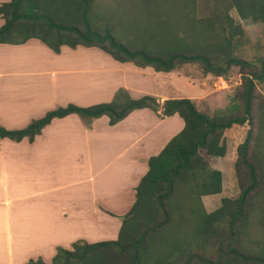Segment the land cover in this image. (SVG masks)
Listing matches in <instances>:
<instances>
[{
  "label": "trees",
  "instance_id": "1",
  "mask_svg": "<svg viewBox=\"0 0 264 264\" xmlns=\"http://www.w3.org/2000/svg\"><path fill=\"white\" fill-rule=\"evenodd\" d=\"M93 2H1L0 43L21 44L36 38L54 53L61 45L96 47L118 62L139 68L169 72L188 63L197 65L202 74L222 79L236 67L239 83L227 106L211 113L197 109L190 98H168L159 103L151 95L131 98L125 89L117 88L107 102L87 106L67 103L21 128L0 126L1 138L32 141L52 118L71 113L87 125L102 115L113 125L141 108L153 112L160 108L158 116L176 114L182 120L181 129L148 157L147 169L133 187V202L119 216L115 239L76 240L70 249L57 247L47 263L38 257L24 264H264V53L244 56L241 48L246 39L240 23L217 7L209 16L196 17L195 0H169L165 7L177 12L175 22L169 15L156 21L145 16V23L129 24L130 36L122 33L126 26L95 14ZM151 2L155 0H145L146 15ZM229 7H234L240 18L258 21L264 34V0H230L225 10ZM231 126L245 127V135L235 147L232 168L237 196L221 198L220 205L210 212L197 202L189 209L193 214L190 230L166 242L163 232L179 222L178 183L197 198L220 191L221 173L208 166L204 156L224 155L222 136ZM157 244L163 245L161 253L154 252Z\"/></svg>",
  "mask_w": 264,
  "mask_h": 264
},
{
  "label": "crops",
  "instance_id": "2",
  "mask_svg": "<svg viewBox=\"0 0 264 264\" xmlns=\"http://www.w3.org/2000/svg\"><path fill=\"white\" fill-rule=\"evenodd\" d=\"M159 77L96 47L61 45L54 53L36 38L0 43V126L21 128L67 103L107 102L117 88L159 103L184 97ZM159 111L135 109L113 125L104 115L87 125L71 113L52 118L32 141L0 137V264L47 263L73 241L115 239L148 157L182 127L176 114Z\"/></svg>",
  "mask_w": 264,
  "mask_h": 264
},
{
  "label": "rangeland",
  "instance_id": "3",
  "mask_svg": "<svg viewBox=\"0 0 264 264\" xmlns=\"http://www.w3.org/2000/svg\"><path fill=\"white\" fill-rule=\"evenodd\" d=\"M168 1L155 0V3L151 2V6H148L151 7L148 11L149 15H146L145 0H94L93 11L98 16L110 18L109 20L113 23H117L119 26L122 25V27L126 26L127 28L130 27V23L133 26L138 25L140 21L141 23H145V21H142V19H145V16L150 17L148 18L149 21H156L159 20L161 15H169L170 21L173 23L177 17V12L169 10V7H165ZM229 3L230 0H195L193 14L196 17L209 16L211 9L217 7L218 11L226 12L234 22H239L242 26L246 39L244 46L241 48L244 56L250 58L261 52L264 53V34L262 33L261 24L251 17L240 18L234 7H229L225 10V6ZM96 18L94 21L98 23L99 20ZM127 28H124L122 33L125 32L127 36H130L131 32ZM157 74L160 75L158 81L161 84L165 83L167 85L169 82L173 87L172 89L175 90L174 92L184 97L203 93L204 96L200 97L195 105L197 109L206 113H211L214 109H221L227 106L229 96L234 87L239 83L236 67L230 68L225 79L221 78V80L218 79L219 77L211 76L210 74H202L197 65L188 63L182 64L167 74L159 72ZM177 74L183 75L186 79L177 76ZM256 87L258 91H261L259 85H256ZM244 135V126H231L224 130L222 136L225 145L224 155L221 157L204 156L208 166L218 169L221 173V189L218 193L201 195L198 198L197 196L192 197L187 194L186 187L178 183L175 196L178 198L179 213H177L176 217L179 222L163 232L166 242L176 240L184 232L190 230L193 214L189 209L197 206V202L200 203L204 211L210 212L220 205L221 198H234L237 196L239 189L234 180L232 168L235 158V147L242 141ZM153 248L155 249L154 252L158 250L161 253L163 245L157 244Z\"/></svg>",
  "mask_w": 264,
  "mask_h": 264
}]
</instances>
